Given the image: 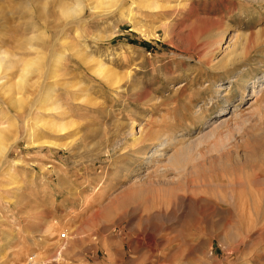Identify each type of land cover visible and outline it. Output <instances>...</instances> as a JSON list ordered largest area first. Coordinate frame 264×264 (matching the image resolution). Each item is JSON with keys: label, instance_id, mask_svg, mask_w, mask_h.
Returning a JSON list of instances; mask_svg holds the SVG:
<instances>
[{"label": "rangeland", "instance_id": "rangeland-1", "mask_svg": "<svg viewBox=\"0 0 264 264\" xmlns=\"http://www.w3.org/2000/svg\"><path fill=\"white\" fill-rule=\"evenodd\" d=\"M78 2L0 0V264H264V116L185 171L149 162L246 115L264 0Z\"/></svg>", "mask_w": 264, "mask_h": 264}, {"label": "bare ground", "instance_id": "bare-ground-1", "mask_svg": "<svg viewBox=\"0 0 264 264\" xmlns=\"http://www.w3.org/2000/svg\"><path fill=\"white\" fill-rule=\"evenodd\" d=\"M114 1H117V0H114ZM28 3H31V0H28ZM114 3H116V2H114ZM28 5L30 6V4H28ZM81 5H82V0H79L77 6L75 7V9H73L74 11H72V12H75L76 14H78V11L81 10V8H80ZM111 5H112V3L110 4V6ZM95 6H97V7H95V9H97L99 7L98 5H95ZM27 10H28V12H30V8H27ZM130 10H131V7H130ZM32 25L33 24H31V23L26 25L25 30L29 31L31 29ZM29 33H30V31H29ZM261 34H259V35H261ZM35 38H37L36 35H27V38L25 41L30 45V47L33 48L34 44L32 42L34 41ZM198 53L199 54L202 53V47L198 50ZM7 55L8 54H6V53L0 54V76L2 73L1 69H7V68L12 67V64L10 65V63H9ZM31 69H32V65L29 63H26L25 68H23L21 75L19 76L20 77L19 80H20L21 84H26V82L28 80L27 78H28V76H30L29 73H31V71H32ZM103 69H104V67L101 64L100 68H99L100 73H103ZM103 77H105V76H103ZM233 81L238 82V83H241V81H242V85H243V96H242V98H244V94L247 90V83L246 82L248 80L243 79V77L240 76L236 80H233ZM233 87L234 86L232 84H230L229 86L221 85L219 87V89L217 90V93L220 94L224 91L230 92V90ZM0 89L6 91V88H5L4 83L2 81V77H0ZM249 93L251 95L250 99H252V102H251L250 107L247 109V112H244V114L246 113L247 116L243 115L241 108H236V109H234V111L232 112V115L229 118L223 117L222 120L219 121V119L221 118L220 117L218 120L213 121L210 125L207 123L208 124L207 127L209 129L207 128L208 129L207 131L203 132L201 135L197 136L193 140L190 139V141H188V139H187L188 142L187 141L186 142L185 141L180 142L182 140L180 138H178V139H180V141H177V137L171 136L170 134H166V135L161 136V137L159 135V137H160V138H158V140L160 142L159 146H157V148L154 147V150L151 154L152 159L149 161V162L156 161L155 165H154L155 166V172L163 174V173L167 172L168 169H170L168 171H171L173 169V170L177 171L178 173L187 170V167L189 166V164L191 162H193V160H194V155H193L194 147H196L197 145H199L202 142H212L213 145L218 146L219 144H221L220 142H222L224 140L223 133L226 132L225 137H227V138L232 136L233 131L235 130V132H236L237 131L236 129H238L239 125L242 123L244 124L246 119L248 120V116H249V118L253 117L257 114L264 116V79H262L261 81H259V79H258V80H255L254 82H252V85L249 88ZM222 99H224V98L222 97ZM59 130H61V129H59ZM238 131H240V130H238ZM140 134L142 135V133H140ZM33 135H34V133L32 132L31 136H33ZM141 135L139 137H137V140L139 142L143 141V137ZM0 136H1V134H0ZM3 137H5V136H1L2 139H4ZM46 144H47V142H46ZM48 144H50V143L48 142ZM179 145H180V147H177ZM54 146H55V144H54ZM168 149L173 150V152L169 153V154L166 153ZM2 151L4 152V155H5V147H3ZM0 153H2V152H0ZM155 158H156V160H155ZM35 257H36V255H35Z\"/></svg>", "mask_w": 264, "mask_h": 264}, {"label": "built area", "instance_id": "built-area-1", "mask_svg": "<svg viewBox=\"0 0 264 264\" xmlns=\"http://www.w3.org/2000/svg\"><path fill=\"white\" fill-rule=\"evenodd\" d=\"M65 238H67V235H66V233L64 232V233H62L61 234V236H60V240L61 241H63V240H65ZM63 246H59V252L61 251V248H62ZM35 256H33V257H31L30 258V260H29V262H28V264H37L36 262H35Z\"/></svg>", "mask_w": 264, "mask_h": 264}]
</instances>
